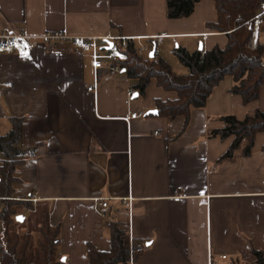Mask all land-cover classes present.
I'll return each mask as SVG.
<instances>
[{
	"label": "crops",
	"instance_id": "obj_1",
	"mask_svg": "<svg viewBox=\"0 0 264 264\" xmlns=\"http://www.w3.org/2000/svg\"><path fill=\"white\" fill-rule=\"evenodd\" d=\"M166 11L167 0H0V28L32 36L152 38L141 43L155 41L178 75L189 69L175 48H225L226 35L209 28L218 19L214 0H200L188 18L169 19ZM33 55L29 63L0 54V136L12 130V118L22 120L20 148L25 157L36 156L17 165L12 199H37L35 212L21 211L48 213L50 226L60 227L62 264H90V246L111 251V221L130 242L147 244L131 264H210V257L216 264H258L253 252L264 253V131L249 155L230 161L220 159L234 137L210 133L224 129L222 116L243 120L264 112V87L258 100L244 104L231 92L234 79L224 78L184 129V117L159 115L156 102L178 96L156 80L145 97L131 96L138 80L109 63L95 72L89 54L70 43L41 44ZM95 77L97 92H89ZM152 110L158 115H148ZM136 112L145 116L127 120ZM3 161L0 152V166ZM99 202L108 203V220Z\"/></svg>",
	"mask_w": 264,
	"mask_h": 264
},
{
	"label": "trees",
	"instance_id": "obj_2",
	"mask_svg": "<svg viewBox=\"0 0 264 264\" xmlns=\"http://www.w3.org/2000/svg\"><path fill=\"white\" fill-rule=\"evenodd\" d=\"M200 0H167V17L181 19L190 17L196 4ZM218 19L209 28L225 34L227 44L225 48L218 46L209 51L204 48L190 53L183 48H175L174 53L179 61L189 69L186 75H178L171 65L162 59L157 51L154 58L149 55L142 57L138 54L137 43L129 41L126 50L128 59L121 63V70L129 79L138 80L134 86L135 94L145 97L146 90L152 80H156L158 87L168 92H175L178 98L174 101H157L159 115L174 119L184 117L187 128L192 111L204 108L214 89L226 77L235 81L231 92L242 97L244 104L259 99L264 87V44L258 43L252 49L249 43L252 39V27L246 25L259 11L264 0H214ZM154 48L157 43H150ZM225 127L212 131L211 137L220 135L225 139L234 137L229 150L220 161H230L238 156L250 154L255 137L264 131V112L256 110L239 120L232 115L220 118ZM13 128L0 136V152L3 155V165L0 166V196L7 198L0 211V223L4 228V235L0 241L1 264H62L59 253L60 227L50 226L49 214L42 215L39 228L40 239L38 246L32 245L31 233L19 235L11 233L10 228L16 222L18 207L31 203H23L12 199L14 176L17 165L23 163L26 153L21 150L22 120L12 118ZM245 143V145L243 144ZM112 248L109 252L97 251L90 246L88 258L90 264H131L136 261L147 247L143 242L129 240L126 231L119 223H108ZM258 264H264V253L253 252Z\"/></svg>",
	"mask_w": 264,
	"mask_h": 264
},
{
	"label": "built area",
	"instance_id": "obj_3",
	"mask_svg": "<svg viewBox=\"0 0 264 264\" xmlns=\"http://www.w3.org/2000/svg\"><path fill=\"white\" fill-rule=\"evenodd\" d=\"M248 27H252L253 34L252 39L249 43L250 48L254 49L257 45V41L262 28L264 27V2L261 3L259 11L256 16L249 22L246 23ZM143 39L152 38H140V37H127V36H105V37H67L63 34L58 33H46L41 36H32L26 32H17L15 30H3L0 28V54H15L17 57L23 61L32 63L35 58L33 52L39 45H52L58 42H67L73 45V47L82 52L87 53L92 59V66L94 71L104 67L105 63H109L110 67L115 72H120L121 68L117 63H122L128 59V54L126 52L129 41H135L137 43V50L140 56H146L150 53L151 47L145 43H141ZM114 64V66H112ZM97 77H95L94 84L88 87L89 92H97L98 82ZM5 88L10 87V84H3ZM135 92H130L131 96H134ZM1 97V91H0ZM145 114L140 112L133 113L127 120L136 119L139 117H144ZM35 154L30 153L25 157L26 160L35 159ZM7 198L0 196V211L3 208L4 201ZM17 200V199H15ZM23 203L36 202L37 199L29 198L17 200ZM98 206L102 208L100 211V216L104 220L110 218V214L106 209L108 208L107 202H99ZM129 206V205H127ZM23 210L32 213L35 212V207H29L23 205ZM132 243V242H131ZM210 257V264H216ZM222 260H226L227 256L223 255Z\"/></svg>",
	"mask_w": 264,
	"mask_h": 264
},
{
	"label": "rangeland",
	"instance_id": "obj_4",
	"mask_svg": "<svg viewBox=\"0 0 264 264\" xmlns=\"http://www.w3.org/2000/svg\"><path fill=\"white\" fill-rule=\"evenodd\" d=\"M262 40H264V27L262 28ZM260 36V35H259ZM259 39V38H258ZM259 43V41H257V44ZM166 49H168V47L165 45L164 46ZM250 47V46H249ZM257 47V45H256ZM255 47V48H256ZM20 206H23L22 204ZM20 206L18 207V215L24 217V221L23 222H18L17 218H16V222L11 226L10 228V232L11 233H16L19 235H24L26 233H31L32 235V245H34L35 247L38 246L39 243V239H40V232H39V226L42 222V215L43 213L41 211H39L37 214H28L25 213L23 211H21ZM3 227L2 224L0 223V241L2 238V233H3Z\"/></svg>",
	"mask_w": 264,
	"mask_h": 264
},
{
	"label": "water",
	"instance_id": "obj_5",
	"mask_svg": "<svg viewBox=\"0 0 264 264\" xmlns=\"http://www.w3.org/2000/svg\"><path fill=\"white\" fill-rule=\"evenodd\" d=\"M201 49H202V47H201ZM155 53H156V47H154L151 51H150V53H149V57L152 59V58H154V56H155ZM136 97V96H135ZM148 115H158V111L157 110H152V111H150V112H148ZM23 217L22 216H19V217H17V221H19V222H23Z\"/></svg>",
	"mask_w": 264,
	"mask_h": 264
}]
</instances>
